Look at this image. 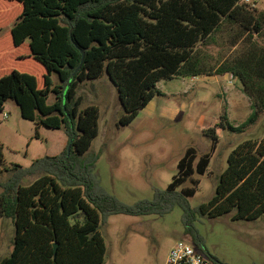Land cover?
Wrapping results in <instances>:
<instances>
[{
    "label": "trees",
    "instance_id": "trees-1",
    "mask_svg": "<svg viewBox=\"0 0 264 264\" xmlns=\"http://www.w3.org/2000/svg\"><path fill=\"white\" fill-rule=\"evenodd\" d=\"M4 1L16 12L13 45L29 41V55L18 58H31L40 75L2 71L0 113L13 100L37 131L63 129L68 143L60 154L38 158L30 167L14 165L2 184L0 219H11L16 231L13 251L0 264H103L107 246L100 228L110 216H164L178 206L193 245L216 264H228L210 254L194 222L198 215L248 221L264 216V136L235 147L208 202L193 208L190 199L200 185L194 176L207 173L217 148V127L242 132L264 111V46L258 41L264 38V10L244 0ZM226 31L235 43L246 39V49L207 65L200 47L216 43ZM105 74L123 106L121 126L163 95L158 82L176 77L239 78L253 99V112L240 126L221 123L205 130L211 150L198 159L196 148H188L167 189L130 205L108 192L96 173L99 155L90 149L99 133V107L81 109V84ZM188 182L191 186L182 188Z\"/></svg>",
    "mask_w": 264,
    "mask_h": 264
},
{
    "label": "rangeland",
    "instance_id": "rangeland-1",
    "mask_svg": "<svg viewBox=\"0 0 264 264\" xmlns=\"http://www.w3.org/2000/svg\"><path fill=\"white\" fill-rule=\"evenodd\" d=\"M259 8L264 10V0ZM14 12L11 4L0 0V77L2 71L6 74L13 69L40 75L39 66L31 58H18L29 55L30 47L29 41L20 48L13 45ZM258 41L264 46V38ZM234 43L226 31L217 37L216 43L201 46L205 63L217 66L247 47L246 39ZM157 87L163 95H156L127 126L118 125L124 110L118 90L106 74L84 82L79 89L84 98L82 110L90 105L100 109L99 133L90 149V154L99 155L96 173L108 192L130 205L152 200L157 189H167L188 148H196L198 159L208 153L212 138L205 130L221 123L240 126L253 112V99L245 93L243 82L230 74L200 76L195 80L176 77L161 80ZM54 99L50 95L49 103ZM4 111L8 117L3 118L0 113V147L4 155L0 163V193L2 184L12 176L14 165L30 167L38 158L60 154L68 143L63 129L40 127L37 131L35 122L23 118L13 100L6 102ZM217 132L219 142L207 173L194 176L200 185L190 199L193 208L208 202L215 194L219 176L227 168L228 157L235 147L247 139L264 136V111L242 132L221 126ZM190 186L188 182L182 188ZM183 214L184 210L178 206L164 216H110L100 228L107 246L103 264H165L177 243L194 244ZM194 226L205 238L210 254L221 261L264 264V216L248 221L232 220L228 215L214 219L198 215ZM15 231L11 219H0V260L12 253Z\"/></svg>",
    "mask_w": 264,
    "mask_h": 264
},
{
    "label": "built area",
    "instance_id": "built-area-1",
    "mask_svg": "<svg viewBox=\"0 0 264 264\" xmlns=\"http://www.w3.org/2000/svg\"><path fill=\"white\" fill-rule=\"evenodd\" d=\"M261 0H244L246 4L258 8ZM231 78H234L231 75ZM230 83L232 81L230 80ZM3 118L8 117V113L3 111ZM165 264H216L215 261L200 251L191 242L177 243L169 253Z\"/></svg>",
    "mask_w": 264,
    "mask_h": 264
},
{
    "label": "crops",
    "instance_id": "crops-1",
    "mask_svg": "<svg viewBox=\"0 0 264 264\" xmlns=\"http://www.w3.org/2000/svg\"><path fill=\"white\" fill-rule=\"evenodd\" d=\"M258 9L261 10V8H259L258 6ZM193 80L197 79V77H191ZM189 91V90H188ZM188 93V92H187Z\"/></svg>",
    "mask_w": 264,
    "mask_h": 264
}]
</instances>
